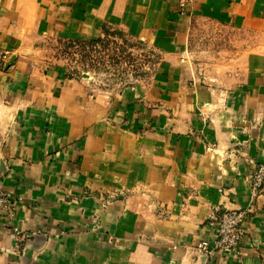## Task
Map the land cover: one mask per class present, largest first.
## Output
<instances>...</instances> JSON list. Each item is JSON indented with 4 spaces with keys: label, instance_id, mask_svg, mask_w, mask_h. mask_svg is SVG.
Instances as JSON below:
<instances>
[{
    "label": "crops",
    "instance_id": "crops-1",
    "mask_svg": "<svg viewBox=\"0 0 264 264\" xmlns=\"http://www.w3.org/2000/svg\"><path fill=\"white\" fill-rule=\"evenodd\" d=\"M197 20L258 39L202 75ZM113 32L155 54L149 76L95 89L51 62L50 41ZM0 51L15 56L0 181L18 199L0 213V264H264V190L249 183L264 164V0H0ZM214 207H252L238 253L197 254Z\"/></svg>",
    "mask_w": 264,
    "mask_h": 264
},
{
    "label": "rangeland",
    "instance_id": "rangeland-1",
    "mask_svg": "<svg viewBox=\"0 0 264 264\" xmlns=\"http://www.w3.org/2000/svg\"><path fill=\"white\" fill-rule=\"evenodd\" d=\"M257 39L248 31L197 20L189 32L187 54L197 72L215 73L225 59ZM48 50L53 64L66 68L69 77L82 71L95 89L120 90L149 76L156 65L151 50L114 32L98 41H50Z\"/></svg>",
    "mask_w": 264,
    "mask_h": 264
},
{
    "label": "built area",
    "instance_id": "built-area-1",
    "mask_svg": "<svg viewBox=\"0 0 264 264\" xmlns=\"http://www.w3.org/2000/svg\"><path fill=\"white\" fill-rule=\"evenodd\" d=\"M9 53L0 51V72L5 62L8 60ZM247 163L254 164L251 159ZM254 172L249 178L250 194L254 198L264 190V164L256 163ZM18 199L4 191L0 181V213L11 212L14 203ZM251 208L221 211L214 207L208 215V224L214 228L213 240L210 244L201 242L196 245L199 256L209 258L215 254L238 253L239 245L245 235L244 224L251 213ZM16 231V230H15ZM17 234H19L17 232Z\"/></svg>",
    "mask_w": 264,
    "mask_h": 264
},
{
    "label": "water",
    "instance_id": "water-1",
    "mask_svg": "<svg viewBox=\"0 0 264 264\" xmlns=\"http://www.w3.org/2000/svg\"><path fill=\"white\" fill-rule=\"evenodd\" d=\"M15 60V56H11L8 58V60L6 61V64H5V68L9 67L10 64ZM82 77L84 78H89V76L87 74H82Z\"/></svg>",
    "mask_w": 264,
    "mask_h": 264
}]
</instances>
